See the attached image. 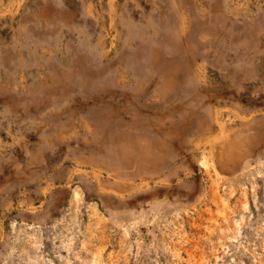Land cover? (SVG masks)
<instances>
[{
	"label": "rangeland",
	"instance_id": "rangeland-1",
	"mask_svg": "<svg viewBox=\"0 0 264 264\" xmlns=\"http://www.w3.org/2000/svg\"><path fill=\"white\" fill-rule=\"evenodd\" d=\"M0 264H264V0H0Z\"/></svg>",
	"mask_w": 264,
	"mask_h": 264
}]
</instances>
